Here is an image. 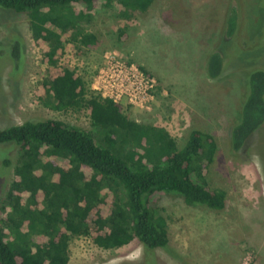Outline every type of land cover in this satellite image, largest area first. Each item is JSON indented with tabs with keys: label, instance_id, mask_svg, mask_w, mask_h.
<instances>
[{
	"label": "trees",
	"instance_id": "1",
	"mask_svg": "<svg viewBox=\"0 0 264 264\" xmlns=\"http://www.w3.org/2000/svg\"><path fill=\"white\" fill-rule=\"evenodd\" d=\"M0 6L27 15L48 66L34 90L36 98L53 111L84 110L93 127L45 118L0 129V146L18 152L13 182L0 207V264H68V244L82 236L103 250L137 239L146 257L166 249L168 222L155 201L161 194L176 195L188 206L226 208V191L209 179L219 151L212 134L191 129L178 146L164 129L131 119L121 105L92 90L101 65L89 79L88 72L61 62L67 41L79 48L98 43L88 30L100 9L138 11V5L131 0H0ZM231 11L224 28L235 36L239 20ZM120 33L125 36L124 30ZM19 43H14L17 59ZM205 63L210 79L221 76L220 52L210 51ZM244 84L228 142L233 153L264 124V69H250Z\"/></svg>",
	"mask_w": 264,
	"mask_h": 264
},
{
	"label": "rangeland",
	"instance_id": "2",
	"mask_svg": "<svg viewBox=\"0 0 264 264\" xmlns=\"http://www.w3.org/2000/svg\"><path fill=\"white\" fill-rule=\"evenodd\" d=\"M131 1L138 11L100 9L88 30L97 35L98 43L79 48L67 41L61 62L88 72L90 79L104 55L117 52L154 76L158 84L150 108L121 105L123 112L164 129L178 146L191 129L212 134L219 151L209 179L213 187L226 191L227 204L213 211L161 194L155 201L168 222L166 249L146 257L137 239L103 250L86 237H74L68 244V264H264V124L239 152L233 153L228 144L246 75L250 69H264V0H152L146 11L141 10L149 0ZM233 9L239 28L235 36H228L224 26ZM11 35L20 37L19 59L14 58V43L19 41L12 42ZM212 50L224 57L223 72L215 80L205 71ZM47 69L27 15L0 6V129L49 118L93 130L84 110L53 111L36 98L34 90ZM5 160L10 164L4 167ZM17 161L16 148L0 146V207ZM137 249L142 250L141 258L130 261Z\"/></svg>",
	"mask_w": 264,
	"mask_h": 264
},
{
	"label": "built area",
	"instance_id": "3",
	"mask_svg": "<svg viewBox=\"0 0 264 264\" xmlns=\"http://www.w3.org/2000/svg\"><path fill=\"white\" fill-rule=\"evenodd\" d=\"M157 79L117 52L104 55L91 88L102 98L136 109H149L156 99Z\"/></svg>",
	"mask_w": 264,
	"mask_h": 264
},
{
	"label": "clouds",
	"instance_id": "4",
	"mask_svg": "<svg viewBox=\"0 0 264 264\" xmlns=\"http://www.w3.org/2000/svg\"><path fill=\"white\" fill-rule=\"evenodd\" d=\"M141 249H137V251L130 255L129 260L130 261H138L141 258Z\"/></svg>",
	"mask_w": 264,
	"mask_h": 264
},
{
	"label": "crops",
	"instance_id": "5",
	"mask_svg": "<svg viewBox=\"0 0 264 264\" xmlns=\"http://www.w3.org/2000/svg\"><path fill=\"white\" fill-rule=\"evenodd\" d=\"M6 36H7V35H6ZM19 38H20V37H17V35H16V36H14V35H11V36H10V39L12 40V42H13V41H16V42H17V41H20Z\"/></svg>",
	"mask_w": 264,
	"mask_h": 264
}]
</instances>
